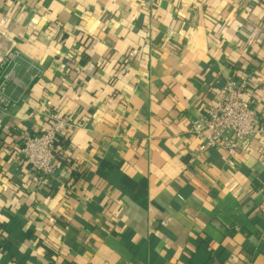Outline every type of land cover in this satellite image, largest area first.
Returning <instances> with one entry per match:
<instances>
[{"label":"crops","instance_id":"0c3cea01","mask_svg":"<svg viewBox=\"0 0 264 264\" xmlns=\"http://www.w3.org/2000/svg\"><path fill=\"white\" fill-rule=\"evenodd\" d=\"M13 51L0 264H264V137L191 133L231 79L264 121V0H0ZM50 114L74 129L40 185L18 155Z\"/></svg>","mask_w":264,"mask_h":264},{"label":"built area","instance_id":"2783aa9c","mask_svg":"<svg viewBox=\"0 0 264 264\" xmlns=\"http://www.w3.org/2000/svg\"><path fill=\"white\" fill-rule=\"evenodd\" d=\"M19 55L10 52L0 61V112L6 113L14 105L8 95V84L15 80L14 66ZM248 84L246 79H231L222 89L218 101L208 105L202 123L191 131L203 142L201 152L211 148L225 149L233 155L252 138L264 137V121L259 119L257 110L245 99ZM51 121L48 130L25 138L18 157L28 169L38 177V183H47L58 168L55 146L60 135L74 129V125L55 114L47 115ZM232 131L234 137H226V131Z\"/></svg>","mask_w":264,"mask_h":264},{"label":"trees","instance_id":"16d2710c","mask_svg":"<svg viewBox=\"0 0 264 264\" xmlns=\"http://www.w3.org/2000/svg\"><path fill=\"white\" fill-rule=\"evenodd\" d=\"M63 138L61 135L59 136V139ZM75 177H77L76 173H73Z\"/></svg>","mask_w":264,"mask_h":264}]
</instances>
